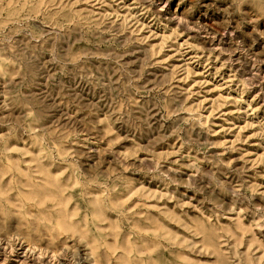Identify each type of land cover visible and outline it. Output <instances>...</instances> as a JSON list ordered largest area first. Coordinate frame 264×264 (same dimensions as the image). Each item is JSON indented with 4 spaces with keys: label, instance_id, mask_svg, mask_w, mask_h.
<instances>
[{
    "label": "clouds",
    "instance_id": "clouds-1",
    "mask_svg": "<svg viewBox=\"0 0 264 264\" xmlns=\"http://www.w3.org/2000/svg\"><path fill=\"white\" fill-rule=\"evenodd\" d=\"M196 4L0 0V264H264V0Z\"/></svg>",
    "mask_w": 264,
    "mask_h": 264
},
{
    "label": "rangeland",
    "instance_id": "rangeland-1",
    "mask_svg": "<svg viewBox=\"0 0 264 264\" xmlns=\"http://www.w3.org/2000/svg\"><path fill=\"white\" fill-rule=\"evenodd\" d=\"M125 4H131L132 0H124ZM169 3V8L165 10V12H161L160 16H161V20L164 23H168L169 17H168V12L172 11L173 9L174 14L175 15H180L181 13H183L185 16H199L201 18H204V13L206 11V9H201L197 6L196 4V0H168ZM153 12H156L157 9L153 8L152 9ZM152 19L151 14H149V16L147 17L146 20H144V23H149ZM207 24L210 30L215 31V32H219L220 29H218L216 27L215 21H213L212 19L208 18L207 19ZM168 27L170 29H172L173 32H175L177 29L174 27V25L172 23H168ZM152 30L153 32L158 33L160 36L165 35V31L163 29V27H158L157 25L153 24L152 25ZM142 35H148L150 42L153 44H156L159 42V40H152L151 39V34L149 33H142ZM221 35H223L221 33ZM189 36L186 35L185 33H183L181 31L180 33V37H179V42H180V47L182 48L184 43L188 42ZM219 37H216V40H219ZM219 46V44L217 45ZM189 55H192L191 53ZM212 54L209 53V60H211ZM220 57L217 56L216 60L213 62L214 66L213 68L209 69V72H225L227 70L224 69L223 64L220 63ZM209 60H203L202 64L200 66H198V78H199V73L204 71V67L203 65H206L209 63ZM175 62V61H173ZM209 79V91H208V95L210 97H214L217 95L216 89H214L212 87V84L215 83L216 87L219 88L220 84V77L219 76H214V75H209L208 76ZM229 77L227 75L224 76V81H228ZM225 94H227V89H224ZM233 96L235 95V93L232 94ZM250 107L257 109L258 112L260 113V115L262 117H264V96H258V95H250ZM226 112L232 113L235 111L234 108H226L225 109ZM227 120H236L235 116L229 114L226 118ZM237 123H241L240 121L236 120ZM217 125H223L224 127H227L228 125L225 123L224 120H220L217 119L216 121ZM216 131L218 133H220V128L217 127ZM247 135V133H246ZM217 138H223V134L221 133L220 136H218ZM229 139L231 137H228ZM254 143V142H253ZM250 151H256L255 147L250 148ZM264 182V181H262Z\"/></svg>",
    "mask_w": 264,
    "mask_h": 264
}]
</instances>
